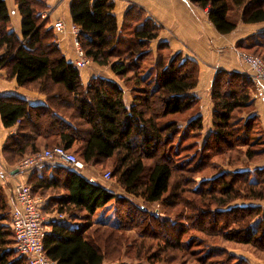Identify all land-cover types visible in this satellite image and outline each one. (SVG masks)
I'll return each instance as SVG.
<instances>
[{
	"label": "trees",
	"instance_id": "obj_1",
	"mask_svg": "<svg viewBox=\"0 0 264 264\" xmlns=\"http://www.w3.org/2000/svg\"><path fill=\"white\" fill-rule=\"evenodd\" d=\"M14 1L20 35L11 29L5 0H0V70L45 100L32 105L0 96L2 126L17 125L2 147L5 163L14 168L28 154L59 146L83 164L110 163L109 178L127 195L169 208L167 216H155L104 183L89 180L84 169L44 162L23 171L29 173L26 184L33 196L42 198L43 214L66 216L48 223L45 254L58 264H115L125 250L152 263L169 252L167 263L196 255L195 264H226L213 259L217 251L202 246L209 241L204 219L210 216L211 227L218 228L225 242L239 243L264 261V168L252 167L264 158V131L254 110L251 77L215 72L209 92L211 123L205 132L201 100L192 93L199 64L166 43L153 53L150 43L162 27L143 8L131 4L118 25L113 0H71L69 6L84 56L108 68L129 89L126 103L115 81L96 75L83 82L80 68L66 60L42 16L49 8L46 0ZM189 1L208 9L207 19L221 35L241 23L264 22V0ZM235 47L264 60V31L239 39ZM206 170L212 173L197 178ZM5 198L0 192V264H26L16 256L9 210L13 202L9 206ZM237 199L248 203L228 207ZM109 202L114 222L95 218ZM170 215L186 221L169 220ZM129 229L138 235L131 241L124 236ZM187 229L196 234L183 242ZM239 264H245L241 257Z\"/></svg>",
	"mask_w": 264,
	"mask_h": 264
},
{
	"label": "crops",
	"instance_id": "obj_2",
	"mask_svg": "<svg viewBox=\"0 0 264 264\" xmlns=\"http://www.w3.org/2000/svg\"><path fill=\"white\" fill-rule=\"evenodd\" d=\"M113 13L116 17L117 24L121 25L125 11L131 4L143 8L157 23L161 25V30L157 38L151 41V49L157 48L159 43H166L172 52H181L184 57L194 59L199 64V82L192 93L201 100V114L204 122V130L208 131L211 123V102L209 92L218 69L237 71L248 75L246 66L242 64L237 56L238 50L235 44L239 39L245 38L255 33L264 31V22L257 24H238L236 29L227 34L221 35L213 28L207 19L208 9H201L193 5L189 0H113ZM9 13V25L11 29L20 35L21 16L19 15L17 5L14 0H5ZM49 7L43 12V17L48 19L47 27H52L54 22L62 21L65 26L63 33H55L58 47L66 60L75 62L80 55L73 45V36L71 34V17L69 6L71 0H46ZM219 65V66H214ZM216 68V69H215ZM101 67L89 62L85 67L80 68V74L83 82L86 77L99 74ZM106 69V68H104ZM108 78L119 84L116 77L110 72ZM204 89L207 90L204 92ZM201 90L203 93L201 94ZM11 95L23 98L29 104H41L45 96L26 90L17 85L15 79H7L5 72L0 70V96ZM207 99L205 104L208 105V113L203 112V100ZM254 110L260 119L261 128L264 131V98L254 101ZM207 121V122H206ZM17 125L4 128L0 121V183L7 184L3 190L6 194V200L12 205V189L17 183H26L29 173L18 171L19 174L13 173V167L5 163L2 154V147L5 139L15 133ZM252 167L264 168V158L259 162L252 164ZM89 180L103 184L101 178L87 171L83 174ZM105 184V183H104ZM103 184V185H104ZM106 185V184H105ZM116 194L121 193L120 187L111 183L107 185ZM3 189V188H2ZM120 195V194H119ZM55 214V213H52ZM49 215V214H45ZM63 215V214H62ZM64 219L66 220V216ZM63 219V220H64ZM62 220V221H63ZM68 221V220H67ZM46 225V230H47ZM264 264V262H263Z\"/></svg>",
	"mask_w": 264,
	"mask_h": 264
},
{
	"label": "built area",
	"instance_id": "obj_3",
	"mask_svg": "<svg viewBox=\"0 0 264 264\" xmlns=\"http://www.w3.org/2000/svg\"><path fill=\"white\" fill-rule=\"evenodd\" d=\"M52 28L55 33L65 31V26L60 20L54 22ZM70 29L73 36V45L80 55L74 64L78 68H83L89 63V59L84 56L77 40L80 29L74 24L71 25ZM237 55L242 64L246 66L253 81V98H264V61L248 53L237 52ZM44 162L66 164L77 171H81L84 166L83 162L73 153L62 147L54 146L24 156L16 163L14 169L28 171ZM109 177V172L104 173L102 176L105 181L109 180ZM12 195L13 205L10 212V226L14 235V246L19 257L26 259V264H58L57 261L50 259L45 254L43 239L46 233V225L53 221H62L64 216L59 213L43 214L41 211L42 198L33 196L30 186L26 183L14 185Z\"/></svg>",
	"mask_w": 264,
	"mask_h": 264
},
{
	"label": "rangeland",
	"instance_id": "obj_4",
	"mask_svg": "<svg viewBox=\"0 0 264 264\" xmlns=\"http://www.w3.org/2000/svg\"><path fill=\"white\" fill-rule=\"evenodd\" d=\"M238 52H242V51H239L238 50ZM243 53H245V52H243ZM248 54H250V53H248ZM250 55H252V54H250ZM254 56H256V55H254ZM257 57L261 58L260 56H257ZM148 63L149 64L150 63L152 64V60L149 61ZM214 66H219V65H214ZM98 73L99 74H97V76H100V77L109 79L108 78V73H109V69L108 68H106V69L101 68V69H99ZM248 75H249V73H248ZM95 76H96V74H95ZM89 78L86 77L84 80L87 79L86 80V82H87ZM119 85L124 90V95L123 96H124L125 102L126 103H129L130 100H131V94H130L129 89H126L122 85V83H120V82H119ZM206 91L207 90L204 89V92H206ZM202 93H203V90H201V94ZM252 94H253V92H252ZM206 100L207 99L205 98L203 100V102H202L203 103V112L204 113L205 112L208 113V105H207V103L205 104ZM227 167L228 166H224V168H227ZM83 169L84 170H82V174H87V171H90L94 175H96L97 177L101 178V181L104 182L106 185H109L111 183H114L112 181L113 179H111V178H109V181L107 180L106 182L102 178V176H103L104 173L109 172L111 170V164L110 163L107 165V167H96V166H92L91 164H87V165L84 164ZM211 173H212V171L210 172L209 170H206V171H204V173H202V175H198L197 178L198 177L201 178L202 176H209ZM114 185H115V183H114ZM7 186H8L7 184L0 183V192L2 193V195H3L4 198H5L6 194L4 195L3 190L5 188H7ZM116 186H118V185L116 184ZM120 192L121 193H119V194L121 196L128 197L134 203L135 206L141 207L143 210L147 211L148 213H151V214H153L155 216H159V215H162L164 217L167 216V210L169 208L166 207V206H164V205H162V203H160V202H156V203H145L140 198H134V197H132L130 195H127L122 189L120 190ZM12 200H13V196H12ZM245 203H248V202H242V201H239V199H237V200L231 202L228 205V207L229 206H232V207L233 206H239V204H245ZM9 210H11V208H9ZM172 210H173V212H175L174 211L175 209H172ZM94 217L95 218L96 217H102L103 220L105 219V220H107L109 222H114L113 203L112 202H109L108 203V207H106L105 209H103V211L102 210H98ZM168 218H169V220H176L178 222L179 221H181V222L182 221H184V222L186 221L184 219H175L172 215H170ZM209 219H210V216H209ZM209 219H207V216H205V219H204L205 220V223H204V225L206 224L207 231H210L211 232L209 238H207L209 241H206V243H203L202 246H204L205 248H208L209 247L213 251L215 250V251L218 252V254L216 256H214L213 259H216V260L217 259L224 260V263H226V264H239V257H241V259L243 260V262L245 264H263L264 261H261V260L255 258L250 251H248L247 249L245 250L244 247H239L240 246L239 243H235V242H225L224 239L221 238V236L219 234L220 231L218 230V228L217 227H213V228L211 227V226H213V223L211 221L212 218L210 219L211 222L209 221ZM232 228L234 229L235 227H232ZM194 234H196V233H194L192 231L188 232V229H187L186 233L182 236V241L183 242H186L189 239L194 238L193 237ZM124 236H125L126 239L128 238V241H131L132 239H135V238L138 237L137 233H135V231L132 230V229L131 230L129 229L128 231H126L124 233ZM195 248L196 247H194V249ZM239 248H241V249H239ZM124 254L125 255L120 259V261L118 263H115V264H195L197 262V259H198L196 257V255H192L191 256V259L188 258L189 256H187L185 259H183L181 256H179L177 259H174V260L171 261V262H174V263H167L164 260H166L167 258L170 259V257H169L170 254H169V252H165V253H161L160 254L162 256V258L160 260L155 261V263H152L151 261L145 260L143 258L140 259V258L135 257L133 251H129L128 252V250H125V253ZM16 256L19 257L17 251H16Z\"/></svg>",
	"mask_w": 264,
	"mask_h": 264
},
{
	"label": "water",
	"instance_id": "obj_5",
	"mask_svg": "<svg viewBox=\"0 0 264 264\" xmlns=\"http://www.w3.org/2000/svg\"><path fill=\"white\" fill-rule=\"evenodd\" d=\"M17 172V169H15L14 171H13V173H16Z\"/></svg>",
	"mask_w": 264,
	"mask_h": 264
}]
</instances>
